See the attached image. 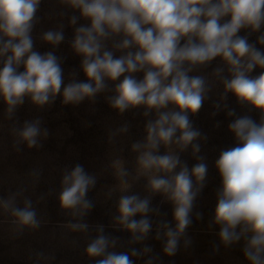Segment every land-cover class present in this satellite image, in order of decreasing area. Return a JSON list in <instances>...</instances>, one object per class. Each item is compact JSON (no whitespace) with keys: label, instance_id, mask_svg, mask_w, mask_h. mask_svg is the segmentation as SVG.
<instances>
[{"label":"clouds","instance_id":"1","mask_svg":"<svg viewBox=\"0 0 264 264\" xmlns=\"http://www.w3.org/2000/svg\"><path fill=\"white\" fill-rule=\"evenodd\" d=\"M60 22L41 29L42 0H0V100L4 118L12 121L13 147L21 151L42 147L49 135L40 117L21 124L17 111L26 102L43 109L61 97L65 105L95 103L100 94L119 114L142 109L147 118L143 139L131 144L134 168L117 157L110 167L116 185L106 193L120 192L112 227L130 234V244H142L153 230L151 215H160L152 200L159 195L172 205V221L156 222L155 239L162 241L163 254L172 257L191 239L186 230L192 210L206 186L209 166L201 155V141L208 136L195 126L197 116L218 82L219 99L212 115L226 110L232 146L222 148L214 167L220 178L211 225L219 227L225 247L242 242L248 264H264V0H55ZM67 20V24L64 20ZM73 35L66 40L65 28ZM252 37H255L253 40ZM51 46L40 52L36 42ZM67 42L80 58L69 71L65 57L56 50ZM215 65V66H213ZM211 68L209 74L204 70ZM229 94L243 109L228 104ZM253 113L256 115L254 116ZM220 126L217 122L216 127ZM123 124L111 133H127ZM163 149V151H161ZM191 150L196 163L181 158ZM42 172L28 175L39 179ZM144 180L146 195L131 191ZM97 176L77 163L62 170L58 203L73 219L61 228L88 237L84 255L94 264H135L133 257L153 252L144 245L130 252L115 251L119 237L106 233L105 225H90L85 217L94 208L88 193ZM27 186L0 195V224L21 236L36 232L48 221L41 216ZM45 199L38 197V202ZM139 217V219H137ZM197 219L202 214L196 213ZM75 242V241H74ZM219 246L217 245V248ZM38 260L54 261V253L36 251ZM160 257L151 255L145 264Z\"/></svg>","mask_w":264,"mask_h":264},{"label":"rangeland","instance_id":"2","mask_svg":"<svg viewBox=\"0 0 264 264\" xmlns=\"http://www.w3.org/2000/svg\"><path fill=\"white\" fill-rule=\"evenodd\" d=\"M59 10L55 0H42L39 14L43 19L37 32L55 27L60 22V17L55 14ZM64 23L67 24L66 19ZM72 35L73 29L66 27V40H70ZM36 48L40 52L51 50V46L42 44L39 40ZM56 54L65 57L63 67L67 82L70 70L76 69L79 72L80 58L72 53L67 42L59 46ZM211 71V68L205 69L204 74ZM79 79H85L82 72H79ZM221 91L222 86L217 82L211 94L212 100L206 101L199 114L193 117L195 126L208 136L206 142H200V154L207 157L209 171L206 186L197 197L192 210V223L186 230L191 244L185 248L181 240L179 251L172 257L163 254V242L155 239L156 222L160 219H173L172 205L162 202L161 196L157 195L152 200L153 206L159 207L160 215H151L153 230L142 244L128 243L130 234L112 227V216L120 192L116 191L111 198L106 195L109 187L117 183L110 164L114 158L121 157L126 161V167L130 170L134 168L135 154L131 151V144L143 139L147 119L142 115V109L119 114L106 102L105 96L108 93L100 94L95 103L85 100L76 106L65 105L61 97H57L52 105L43 109H37L26 102L16 114L20 123L40 117L42 127L48 129L49 135L42 139V147L29 149L26 145H21L22 150L18 152L13 147L14 137L10 131L13 122L4 118L5 106L0 100V195H7L9 190L15 191L22 185L27 186L25 195L31 197L38 212L48 221L36 232L26 230L21 236H16L8 224H0V264H94V260L84 255L83 250L87 240L94 237L95 232L90 231L89 236L85 237L60 227L73 219L60 209L57 199L62 170L77 163L98 178L96 187L88 193V198L93 200L95 206L85 217L86 222L93 226L103 224L106 233L119 237L115 251L130 252L132 248L141 249L145 244L153 249L148 255L133 257L135 264H145L151 255L160 257L155 264H248L243 256L242 242L225 247L219 240V227L210 224L216 206L215 192L220 184L214 162L222 148L234 143L227 127L231 118L226 115V110L212 115L215 111L213 101L219 99ZM227 102L230 107L236 108L238 114H243L244 110L236 104L231 94ZM217 122H220L219 127H216ZM125 123L130 125L129 131L111 137V133ZM181 158L187 161L190 168L196 163L190 149ZM33 169L42 172L38 180L28 175ZM144 183L143 179L135 183L131 191L141 196L146 195ZM41 195L45 199L38 202ZM197 212L202 214L201 219H197ZM3 218L0 216V219ZM36 251L54 253L56 258L51 262L38 260Z\"/></svg>","mask_w":264,"mask_h":264}]
</instances>
